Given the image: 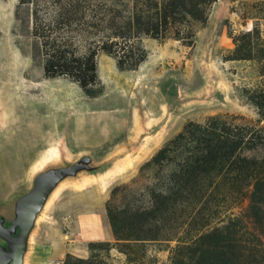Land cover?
I'll return each instance as SVG.
<instances>
[{
    "label": "rangeland",
    "instance_id": "obj_1",
    "mask_svg": "<svg viewBox=\"0 0 264 264\" xmlns=\"http://www.w3.org/2000/svg\"><path fill=\"white\" fill-rule=\"evenodd\" d=\"M17 2L0 0V264H59L66 253L53 261L48 252L55 237L72 256L94 254L95 264H170L196 212V220L216 224L243 211L247 199L159 205L152 228L160 238L123 249L106 205L151 204L150 188L162 190L169 166L141 167L190 120L233 114L264 131L254 103L264 93V0H186L165 38H142L143 63L122 69L115 55L99 50L98 80L85 87L68 75H46L32 59ZM52 146L57 152L40 166ZM59 174L22 241L21 199ZM92 185L101 193L91 206L70 194ZM84 207L94 210L78 218ZM90 240L110 244L90 248Z\"/></svg>",
    "mask_w": 264,
    "mask_h": 264
},
{
    "label": "trees",
    "instance_id": "obj_2",
    "mask_svg": "<svg viewBox=\"0 0 264 264\" xmlns=\"http://www.w3.org/2000/svg\"><path fill=\"white\" fill-rule=\"evenodd\" d=\"M186 0H18L16 18L26 29L28 48L48 76L68 75L85 87L96 83L99 50L115 55L123 68H137L147 57L142 38H165L172 18ZM26 9L27 16H21ZM178 37H184L179 36ZM264 114V93L254 100ZM261 148L263 152L259 153ZM250 151V153H249ZM169 166L163 188H150L151 204L143 209L106 205L112 233L123 249L130 243L158 239L152 226L159 205L179 201L233 199L247 205L239 213L211 224L210 218L187 222L170 264H264V131L237 121L233 114L190 120L141 167ZM256 223L257 226H254ZM193 226V233L190 229ZM110 241H90V248ZM256 246V248H254ZM127 253L130 261L133 260ZM94 254L66 253L59 264H95ZM105 264L104 262H101Z\"/></svg>",
    "mask_w": 264,
    "mask_h": 264
},
{
    "label": "water",
    "instance_id": "obj_3",
    "mask_svg": "<svg viewBox=\"0 0 264 264\" xmlns=\"http://www.w3.org/2000/svg\"><path fill=\"white\" fill-rule=\"evenodd\" d=\"M66 171H68L66 169ZM62 177V174H59L57 177H54L50 180V182L40 183L36 190L30 192L26 196L21 199V223L23 228L22 241L26 238L31 222L34 219L36 210L40 207L44 197L48 192H50L56 182Z\"/></svg>",
    "mask_w": 264,
    "mask_h": 264
},
{
    "label": "crops",
    "instance_id": "obj_4",
    "mask_svg": "<svg viewBox=\"0 0 264 264\" xmlns=\"http://www.w3.org/2000/svg\"><path fill=\"white\" fill-rule=\"evenodd\" d=\"M146 60V59H145ZM144 60V61H145ZM143 61V62H144ZM142 62V63H143ZM141 64V63H140ZM100 188L98 186H87V187H84V188H79V189H75L73 191L70 192V194L72 196H74L73 198L76 197V199H78L79 197L82 198V199H86V205H93V202L95 201L96 198H99L100 197ZM68 200H73L71 199V197L68 198ZM80 200V199H79ZM64 201H66V199H64ZM101 203H103L102 200H100V202H98L99 205H101ZM88 207H84L82 210L78 211L76 216L78 218H84L86 214L90 213V212H93L92 209H87ZM101 208V206L99 207ZM82 219L80 220L81 224L84 222L86 223V221H82ZM111 228V227H110ZM111 233H112V230H111ZM105 236L107 238H110V232H105ZM91 241V240H90ZM49 246V249H48V252L50 253V257H52L53 261L54 260H57L60 256H63L65 253H67L68 250H65L64 248L62 249V244H61V241L59 239H57V237L55 238H52V240L50 241V243L48 244ZM58 255V256H56ZM47 256V257H49Z\"/></svg>",
    "mask_w": 264,
    "mask_h": 264
},
{
    "label": "bare ground",
    "instance_id": "obj_5",
    "mask_svg": "<svg viewBox=\"0 0 264 264\" xmlns=\"http://www.w3.org/2000/svg\"><path fill=\"white\" fill-rule=\"evenodd\" d=\"M55 147H49L46 149L45 153L42 155L41 159H39L38 164L41 166L48 158L52 157L51 155L56 153ZM52 159V158H51ZM35 169V168H34ZM39 169V168H38Z\"/></svg>",
    "mask_w": 264,
    "mask_h": 264
}]
</instances>
